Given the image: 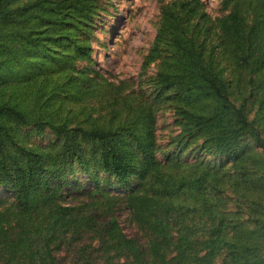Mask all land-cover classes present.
<instances>
[{"label": "trees", "instance_id": "obj_1", "mask_svg": "<svg viewBox=\"0 0 264 264\" xmlns=\"http://www.w3.org/2000/svg\"><path fill=\"white\" fill-rule=\"evenodd\" d=\"M96 3L0 0V187L10 194L0 198V264H213L221 254L223 264H264V221L255 216L252 227L233 223L223 200L229 189L243 195L254 182L246 166L252 158L248 142L264 148V138L244 104L231 101L203 44L186 35L190 2L172 0L161 7L141 68L165 49L170 57L145 78L150 83L140 74L136 87L78 68L92 61ZM216 28L264 90V17L248 26L232 10ZM143 88L147 93L140 95ZM170 92L179 102H190L192 94L210 99L208 109L181 107L184 130L195 129L202 147L226 153L227 170L155 157L153 112ZM82 98L109 108L106 122L90 115L75 121L65 104ZM20 126L49 128L58 142L50 148L20 144ZM74 161L87 173L92 167L104 175L90 173L93 189L75 185L69 195L79 191L88 199L69 204L61 189ZM135 174L140 182L130 192H112ZM119 204L144 242L121 229Z\"/></svg>", "mask_w": 264, "mask_h": 264}, {"label": "rangeland", "instance_id": "obj_2", "mask_svg": "<svg viewBox=\"0 0 264 264\" xmlns=\"http://www.w3.org/2000/svg\"><path fill=\"white\" fill-rule=\"evenodd\" d=\"M172 0H97L96 15L91 32L92 61L78 63L79 69L87 68L89 75L97 71L108 80L117 83L127 80L131 87H136L139 75L143 80L155 74L163 60L170 57L168 49L163 50L160 58L153 61L146 70H142L141 63L151 47L161 17V7ZM192 13L184 20L186 35L203 44L204 51L215 67L225 79L229 96L235 105L244 104L248 119L255 122L264 138V90L255 84L256 75L244 69L236 53L221 41L216 28L218 19L226 16L232 10H237L246 25H254L257 19L264 17V0H188ZM198 3V4H197ZM198 24V26H196ZM8 93V92H7ZM147 93L143 88L140 95ZM174 93L170 92L164 100L155 104L153 112V131L156 139L155 157L165 163L166 160L191 162L202 161L210 167H221L224 171L230 167L231 160L226 153L219 154L207 147H202V137L195 129L186 128L181 107L199 110L210 108V99L202 95L192 94L190 102L174 100ZM75 114V121L86 119V115L98 117L99 122H106L105 114L109 110L96 99L82 98L78 102L65 104ZM20 144L33 148H50L58 142V136L49 128L37 131L32 126H20L15 133ZM82 147L86 143L81 142ZM90 150L93 146H90ZM252 158L247 160L246 166L254 171L255 180L241 195V191L229 189L223 194L224 207L231 212L232 222L243 223L252 227V219L259 216L264 221V148L253 142H248ZM91 157V156H90ZM229 161V162H228ZM139 171V170H138ZM90 173L103 176L104 173L90 167L89 172L74 161L72 171L67 176V186L61 189L63 200L69 204H78L87 200L76 191L77 188L93 189ZM140 182L139 174H135L123 187H114V193H128ZM244 189V185H242ZM10 194L0 187V198ZM115 215L123 232L144 242L145 237L139 231L130 217L128 209L119 204ZM224 254L215 258L213 264H223ZM121 264H124L121 262Z\"/></svg>", "mask_w": 264, "mask_h": 264}]
</instances>
